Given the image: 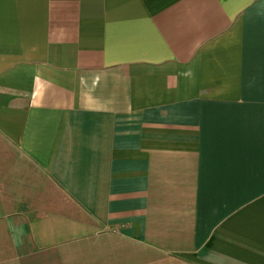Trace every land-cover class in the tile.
Wrapping results in <instances>:
<instances>
[{
	"label": "crops",
	"instance_id": "obj_1",
	"mask_svg": "<svg viewBox=\"0 0 264 264\" xmlns=\"http://www.w3.org/2000/svg\"><path fill=\"white\" fill-rule=\"evenodd\" d=\"M0 264H264V0H0Z\"/></svg>",
	"mask_w": 264,
	"mask_h": 264
}]
</instances>
